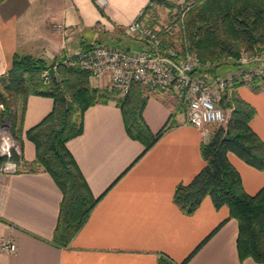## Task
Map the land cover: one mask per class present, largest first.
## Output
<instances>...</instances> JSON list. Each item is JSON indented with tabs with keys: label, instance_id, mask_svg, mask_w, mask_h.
<instances>
[{
	"label": "crops",
	"instance_id": "crops-1",
	"mask_svg": "<svg viewBox=\"0 0 264 264\" xmlns=\"http://www.w3.org/2000/svg\"><path fill=\"white\" fill-rule=\"evenodd\" d=\"M150 4L151 0H3L0 76L11 68L16 54L58 59L101 42L139 50L143 44L125 39L123 31ZM58 24L70 27L71 35L58 32ZM163 39L176 46L168 37ZM107 82L91 77L96 88H104ZM147 92L143 116L156 134L170 121L175 102L163 93ZM237 93L255 107L251 125L264 140V90L254 91L244 84ZM53 107L50 96L33 94L27 99L23 121L27 163L32 164L37 155L27 132ZM218 127L179 122L146 150L128 133L116 101L90 106L83 132L67 146L99 202L70 244L61 247L53 239L63 192L53 175L44 168L0 174V243L4 239L17 243L12 253L0 251V264H158L161 254L181 263L204 241L187 264H264L240 259L239 222L230 217L228 206L218 209L208 196L187 214L174 201L176 187L191 182L205 166L201 146ZM228 158L249 194L264 187V169L231 151Z\"/></svg>",
	"mask_w": 264,
	"mask_h": 264
},
{
	"label": "trees",
	"instance_id": "trees-1",
	"mask_svg": "<svg viewBox=\"0 0 264 264\" xmlns=\"http://www.w3.org/2000/svg\"><path fill=\"white\" fill-rule=\"evenodd\" d=\"M153 2L169 8L174 6L171 0H151L141 15L142 19ZM147 19L149 23H155L153 18ZM184 26L190 49L198 53L202 62L212 64L206 72L209 77H214L223 62L237 63L242 48L251 51L264 49V0H201L187 15ZM47 68L50 66L42 57L14 56L11 68L0 76V125L9 121L13 135L23 147V121L28 97L36 94L54 99L50 114L27 132L37 149L34 162L27 163V166L30 170L44 168L49 171L63 192L53 242L65 247L84 226L100 200L93 194L67 146L70 139L83 132L86 110L100 102L116 101L124 113L128 133L142 141L146 150L175 125L176 118L172 112L170 121L155 134L143 116L148 100L146 86L135 83L125 95H119V91L110 94L105 88L91 85L88 69L63 61L57 65L60 77L54 76L53 72L50 83H45L42 72ZM244 84L235 83L238 87ZM250 85L254 91H261L264 78L253 80ZM227 105L232 107L227 123L219 126L208 142L202 143L205 166L191 182L176 187L174 201L187 214L194 213L208 196L216 208L228 206L230 217L239 222L237 249L240 259L252 258L264 263V187L254 195L249 194L244 189L239 171L228 158V153L234 152L262 170L264 140L252 128L256 109L251 103L240 97L228 100ZM5 160L0 156V165ZM204 242L181 263L161 254L158 264H187Z\"/></svg>",
	"mask_w": 264,
	"mask_h": 264
},
{
	"label": "built area",
	"instance_id": "built-area-1",
	"mask_svg": "<svg viewBox=\"0 0 264 264\" xmlns=\"http://www.w3.org/2000/svg\"><path fill=\"white\" fill-rule=\"evenodd\" d=\"M181 9L184 23L190 6L182 3ZM141 15L124 28L128 35L143 44L141 49L131 51L97 43L89 49H80L64 57L63 62L88 69L92 78L108 80L110 90L115 89L122 95L129 93L135 83L146 86L152 93H172L187 104L185 123L198 128L228 121L221 103L223 94L231 85L264 78V49H243L233 70L209 77L206 69L211 68L212 64L203 63L198 53L189 48L186 38L183 49L168 44L162 37V28L146 24ZM56 28L64 36L72 33L70 27L62 24L56 25ZM167 30L173 32L171 26ZM58 64L56 60L54 69L43 71L45 83H50L52 70H57ZM0 156L6 158L0 165V174L10 175L28 170L22 144L13 135L9 121L0 125ZM16 250L17 243L12 239H4L0 243L1 252L12 253Z\"/></svg>",
	"mask_w": 264,
	"mask_h": 264
},
{
	"label": "rangeland",
	"instance_id": "rangeland-1",
	"mask_svg": "<svg viewBox=\"0 0 264 264\" xmlns=\"http://www.w3.org/2000/svg\"><path fill=\"white\" fill-rule=\"evenodd\" d=\"M171 1L174 3V6L172 8H169L165 5H162L159 2H153L151 8L146 13L143 20L145 21L146 24H151L148 22L147 18H151V19L153 18L155 23L151 24V25L159 26L160 28H162V37L163 36L165 38L168 37V40L173 41L172 43H174L176 45V47H178L179 49H183L184 43H185V40H184L185 39V32H184L185 26H184V23L182 21L183 10L181 9V4L184 3L185 6L186 5L190 6V9L185 16V19H186L187 15L190 13V11L196 5H198L201 2V0H171ZM184 22H185V20H184ZM170 26L173 29L172 33H170L167 30ZM55 29L57 30L56 26H55ZM123 32H124V38L125 39L126 38H133L130 35H128L125 30ZM101 43H104V42H101ZM107 43H109V42H107ZM109 44L115 45V43H109ZM243 49L244 48H242V50ZM61 58H62V60H58ZM58 59H56V58L54 59L52 57L49 58L47 60V62H48V66H50V68H47V69H54L53 67H54V63L56 62V60L61 62V61H63L64 57H59ZM203 63H207V62H203ZM232 66H235V64H232L231 61L223 62V65L218 69L217 72H218V74L223 75L226 72L225 71L226 68L230 69V67H232ZM53 72H54V76L60 77V73L58 72V70H56V69L52 70V73ZM250 83H252V82H250ZM250 83H246V84L250 85ZM104 88L107 89V91L110 94L111 93L114 94L117 92V90H115V89L110 90V83L109 82H107V84ZM237 89H238V86L233 84L223 94V100H222L221 106L224 108V110L226 112L227 120L230 118L231 113H232V107L227 105L228 100L232 101V99L240 98V96L237 93ZM155 93H163V95H165L166 97L174 100L173 102H175V104H174L175 106H174V110L172 112L175 113V118H176L175 124H178L179 122H181V123L186 122V120H187V104L183 100L179 99L178 97H176L172 93H166V92H160V91L155 92ZM119 95L122 96V94H119ZM226 123H227V121L223 122V123H214V124L221 126V125H225Z\"/></svg>",
	"mask_w": 264,
	"mask_h": 264
}]
</instances>
